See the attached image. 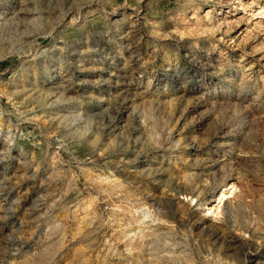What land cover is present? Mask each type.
<instances>
[{"label":"rangeland","instance_id":"1","mask_svg":"<svg viewBox=\"0 0 264 264\" xmlns=\"http://www.w3.org/2000/svg\"><path fill=\"white\" fill-rule=\"evenodd\" d=\"M0 264H264V0H0Z\"/></svg>","mask_w":264,"mask_h":264}]
</instances>
